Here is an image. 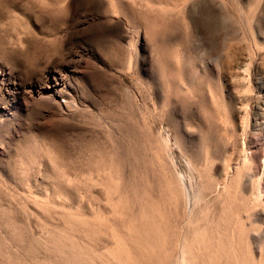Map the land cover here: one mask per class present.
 Returning a JSON list of instances; mask_svg holds the SVG:
<instances>
[{"label":"rangeland","instance_id":"rangeland-1","mask_svg":"<svg viewBox=\"0 0 264 264\" xmlns=\"http://www.w3.org/2000/svg\"><path fill=\"white\" fill-rule=\"evenodd\" d=\"M180 249L264 264V0H0V264Z\"/></svg>","mask_w":264,"mask_h":264},{"label":"bare ground","instance_id":"bare-ground-1","mask_svg":"<svg viewBox=\"0 0 264 264\" xmlns=\"http://www.w3.org/2000/svg\"><path fill=\"white\" fill-rule=\"evenodd\" d=\"M213 1V0H212ZM118 5V4H117ZM213 5V4H212ZM217 5V4H216ZM115 9V8H114ZM163 23V22H162ZM122 24V23H121ZM168 42V40L165 38L164 39V41L163 42ZM179 42V41H178ZM166 44V43H165ZM164 45V44H163ZM167 49V48H166ZM164 52V51H163ZM179 52V51H178ZM165 53V52H164ZM169 54V53H168ZM172 54V53H171ZM178 55H179V53H178ZM168 61V60H167ZM162 63V62H161ZM166 63V62H165ZM164 67V66H163ZM166 70V69H165ZM162 72V71H161ZM124 87V86H123ZM62 92V91H61ZM55 98V97H54ZM258 194V193H257ZM169 202V201H168ZM187 203V202H186ZM186 207V206H185ZM141 217H143V216H141ZM151 249V248H150ZM185 249V248H184ZM183 249V250H184ZM180 253H179V255H178V259L181 261H183V264H185V262H186V258H187V256L185 257V252L184 251H182L181 249H180V251H179ZM155 255V254H154ZM182 261H181V264H182ZM179 263V262H178ZM177 264V263H176Z\"/></svg>","mask_w":264,"mask_h":264}]
</instances>
